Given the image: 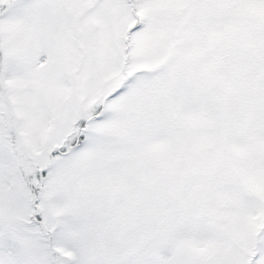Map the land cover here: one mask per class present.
<instances>
[{"label": "snow or ice", "instance_id": "obj_1", "mask_svg": "<svg viewBox=\"0 0 264 264\" xmlns=\"http://www.w3.org/2000/svg\"><path fill=\"white\" fill-rule=\"evenodd\" d=\"M0 264H264V0H0Z\"/></svg>", "mask_w": 264, "mask_h": 264}]
</instances>
